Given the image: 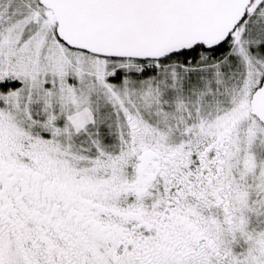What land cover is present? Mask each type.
I'll list each match as a JSON object with an SVG mask.
<instances>
[{
  "label": "snow or ice",
  "instance_id": "obj_1",
  "mask_svg": "<svg viewBox=\"0 0 264 264\" xmlns=\"http://www.w3.org/2000/svg\"><path fill=\"white\" fill-rule=\"evenodd\" d=\"M0 264H264V0H0Z\"/></svg>",
  "mask_w": 264,
  "mask_h": 264
}]
</instances>
